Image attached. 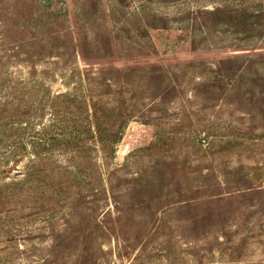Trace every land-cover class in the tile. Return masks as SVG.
I'll return each instance as SVG.
<instances>
[{"label": "rangeland", "instance_id": "obj_1", "mask_svg": "<svg viewBox=\"0 0 264 264\" xmlns=\"http://www.w3.org/2000/svg\"><path fill=\"white\" fill-rule=\"evenodd\" d=\"M0 264H264V0H0Z\"/></svg>", "mask_w": 264, "mask_h": 264}, {"label": "trees", "instance_id": "obj_2", "mask_svg": "<svg viewBox=\"0 0 264 264\" xmlns=\"http://www.w3.org/2000/svg\"><path fill=\"white\" fill-rule=\"evenodd\" d=\"M94 120H95L94 127L97 129V132H96V135L95 136L98 139V144L101 147L102 151L108 150V151H110V154H111V152H112L113 149H112V147L109 148V146H110V143L112 141L115 142V140L112 139L113 138V133H110L108 129L107 130L100 129V127L103 124L100 123L97 118H94ZM113 142H112V144H113ZM37 175H39V170H33L28 175H26V179L25 180H22L23 182L17 183V185L18 186H20V185H24L25 186L27 183H31V181H33V179ZM38 185L40 187L42 186L40 184H38ZM257 191H260V189L255 190V192H257ZM239 193L240 192H237V191L236 192H228V193H226L222 197H218V196L210 197V198H208V201L207 202L202 203V204L199 201H195V204H193V205H195L196 207H199V209L201 210V216H200V218H197V221H194L193 223H195V222L202 223V220L204 222H207L208 220L211 221V219L216 218V217H218V218H225V217H227V214H226V216H225V214L224 215L222 214L223 212H217V214L214 213V208H212V205L219 204V203H224L223 201H226L227 200L226 197H232L235 194H239ZM245 193L252 194L254 192H252L251 190H249V191H247ZM239 197H246V196H239ZM224 199H226V200H224ZM193 205H190V204H182L181 207H179V209H190V207H192ZM200 205H203L206 209L200 208V207H203V206H200ZM210 221H208V222L210 223Z\"/></svg>", "mask_w": 264, "mask_h": 264}]
</instances>
